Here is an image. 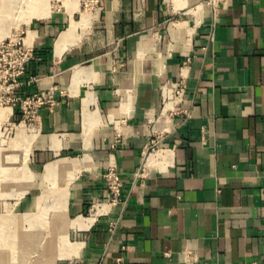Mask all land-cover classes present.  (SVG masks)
<instances>
[{
    "label": "crops",
    "instance_id": "1",
    "mask_svg": "<svg viewBox=\"0 0 264 264\" xmlns=\"http://www.w3.org/2000/svg\"><path fill=\"white\" fill-rule=\"evenodd\" d=\"M218 8L103 0L75 41L65 15L27 32L22 93L64 92L29 129L34 167L64 166L61 263L264 264V0ZM112 166L125 205L91 215Z\"/></svg>",
    "mask_w": 264,
    "mask_h": 264
},
{
    "label": "rangeland",
    "instance_id": "2",
    "mask_svg": "<svg viewBox=\"0 0 264 264\" xmlns=\"http://www.w3.org/2000/svg\"><path fill=\"white\" fill-rule=\"evenodd\" d=\"M34 1L0 0V264H60L69 257L61 247L66 240L74 242L70 224L59 218L62 189L53 184L43 197V164L36 169L31 161L34 139L26 105L20 102H25L28 94L13 86L11 42L25 39L33 25L57 14L71 21L69 39L75 26L82 30L81 35L86 34L92 30L89 26L103 0H41L38 5L31 3ZM72 39H76L75 32ZM11 238L18 240L10 244Z\"/></svg>",
    "mask_w": 264,
    "mask_h": 264
},
{
    "label": "built area",
    "instance_id": "3",
    "mask_svg": "<svg viewBox=\"0 0 264 264\" xmlns=\"http://www.w3.org/2000/svg\"><path fill=\"white\" fill-rule=\"evenodd\" d=\"M191 2H195L197 5H206L213 9L214 13L217 14L219 12L218 6L221 4H226L228 0H189ZM11 57H14L13 62V73L11 77L13 78V86L19 90L22 88L24 83L21 81V78L26 74L30 64L35 61L36 52L33 47H30L25 42V39H16L11 42ZM35 80V79H33ZM32 80V81H33ZM170 90L168 96L170 101H174L177 105L182 103V99L185 94L184 83L182 82H173L168 87ZM64 95L63 91H60L57 88H52L48 91H41L36 94H29L26 98L25 102L21 101V104L26 105L27 108V121H29V126L34 128L36 123V118L39 110L47 105L53 106L56 103L57 93ZM156 142L153 141V148L156 146ZM144 169H141L137 173V176L140 178L144 177ZM102 180L105 182L106 186V195L103 201H98L92 205L90 214L93 215L97 212H100V209L104 208V205H108V207H116L118 205H125V202L122 199V191H123V181L121 179V175L116 169V167H108L107 170L102 174ZM103 211V210H102ZM106 211V210H105ZM187 260L189 262L194 263L195 258L189 254L186 255ZM61 264H71L67 262H63ZM247 264V263H245ZM251 264H263V263H251Z\"/></svg>",
    "mask_w": 264,
    "mask_h": 264
},
{
    "label": "bare ground",
    "instance_id": "4",
    "mask_svg": "<svg viewBox=\"0 0 264 264\" xmlns=\"http://www.w3.org/2000/svg\"><path fill=\"white\" fill-rule=\"evenodd\" d=\"M41 0H35L34 2H31L32 4H35V5H38L39 3H41L40 2ZM11 4L13 5H15V2L14 1H12L11 2ZM3 8V7H2ZM12 9V8H11ZM3 10V9H2ZM13 10V9H12ZM3 13V12H2ZM1 13V14H2ZM0 14V15H1ZM43 14H45V12H43V13H41V14H39V15H43ZM3 18V17H2ZM68 35V36H67ZM69 36H70V34H69V32H68V34H65L64 36H63V40L59 43V45L61 46V45H63V44H65L67 41H69ZM60 46H59V48H60ZM76 161V160H75ZM80 162V161H79ZM65 165V166H68L69 168L68 169H70V166H74V165H76L75 164V162H64V163H62L61 165ZM55 165V164H54ZM59 165V164H58ZM76 167V166H75ZM61 168H63L64 169V166H62V167H60V165L59 166H53V165H50V166H48V167H46L45 168V170H44V174H43V176H42V188L44 189V191H43V197H45L46 195H47V192H49V180H50V177L53 175V173H55V172H58V171H60V169ZM63 171H66V169L65 170H63ZM30 172V171H29ZM11 176V175H10ZM15 177V176H14ZM11 178V177H10ZM16 178V177H15ZM17 180H20V178L19 179H17ZM10 182V181H9ZM7 184H9V183H7ZM10 186V185H9ZM62 192H64V191H62ZM63 194V193H62ZM63 196V195H62ZM44 204V202L41 204V205H43ZM40 204H38V206H41ZM37 207V206H36ZM12 225V224H11ZM18 225H19V223H18ZM22 234V233H21ZM24 235H27V234H24ZM9 240V239H8ZM7 240V241H8ZM10 240H12V241H9V243L10 244H14V241L16 242V240H18V239H15V238H11ZM25 242V241H24ZM23 242V243H24Z\"/></svg>",
    "mask_w": 264,
    "mask_h": 264
}]
</instances>
